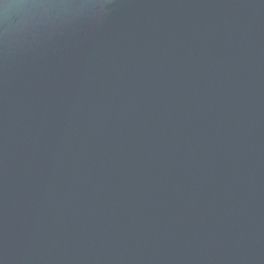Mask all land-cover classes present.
<instances>
[{"label":"water","instance_id":"1","mask_svg":"<svg viewBox=\"0 0 264 264\" xmlns=\"http://www.w3.org/2000/svg\"><path fill=\"white\" fill-rule=\"evenodd\" d=\"M0 264H264V0H0Z\"/></svg>","mask_w":264,"mask_h":264}]
</instances>
